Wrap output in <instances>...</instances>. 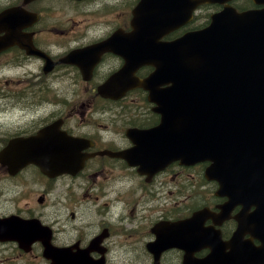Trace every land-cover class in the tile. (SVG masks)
Returning <instances> with one entry per match:
<instances>
[{"label": "flooded vegetation", "instance_id": "flooded-vegetation-1", "mask_svg": "<svg viewBox=\"0 0 264 264\" xmlns=\"http://www.w3.org/2000/svg\"><path fill=\"white\" fill-rule=\"evenodd\" d=\"M222 8L202 5L194 18ZM131 17L127 0H0V45L11 42L0 49V264H200L215 249L216 264H264L248 218L254 200L229 211L204 163L160 167L151 156L160 104L145 87L111 80L124 60L109 51L96 64L70 56L129 31ZM40 133L75 150L61 159L65 169L28 160ZM17 219H33L21 227L27 243L16 238Z\"/></svg>", "mask_w": 264, "mask_h": 264}, {"label": "water", "instance_id": "water-1", "mask_svg": "<svg viewBox=\"0 0 264 264\" xmlns=\"http://www.w3.org/2000/svg\"><path fill=\"white\" fill-rule=\"evenodd\" d=\"M226 0H140L133 10V31L127 40L117 34L95 45L94 51L115 50L128 64L119 77H134L140 64H154L153 76L176 78L172 95L177 125L175 143L168 159L192 162L211 159L209 174L219 180L229 197V211L236 202L254 200L248 218L255 226L257 247L264 258V7L238 13L226 6L214 13L209 26L167 41L163 37L192 18L203 2ZM264 3V0H256ZM2 43L0 49L10 45ZM140 84H143L140 81ZM28 160L57 173L67 166L61 147L50 146L42 134L30 140ZM220 193V192H219ZM254 233V232H253ZM213 258L200 264H216ZM189 264H196L191 260Z\"/></svg>", "mask_w": 264, "mask_h": 264}, {"label": "rangeland", "instance_id": "rangeland-1", "mask_svg": "<svg viewBox=\"0 0 264 264\" xmlns=\"http://www.w3.org/2000/svg\"><path fill=\"white\" fill-rule=\"evenodd\" d=\"M128 3H129V5H132L133 6L134 5V0H128ZM204 12H208V10H204ZM202 20H204V17H200V19L198 21H202ZM14 74H16L15 71H14ZM17 75H19L21 79H24V77H25L24 75H21L19 72L17 73ZM51 76L52 75H50L49 78H51ZM9 255H10V257H13L11 251H9Z\"/></svg>", "mask_w": 264, "mask_h": 264}, {"label": "bare ground", "instance_id": "bare-ground-1", "mask_svg": "<svg viewBox=\"0 0 264 264\" xmlns=\"http://www.w3.org/2000/svg\"><path fill=\"white\" fill-rule=\"evenodd\" d=\"M97 43V42H96Z\"/></svg>", "mask_w": 264, "mask_h": 264}]
</instances>
